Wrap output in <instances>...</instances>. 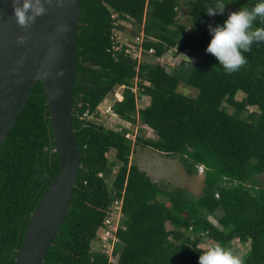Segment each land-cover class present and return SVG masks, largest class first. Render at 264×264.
<instances>
[{"label": "trees", "instance_id": "obj_1", "mask_svg": "<svg viewBox=\"0 0 264 264\" xmlns=\"http://www.w3.org/2000/svg\"><path fill=\"white\" fill-rule=\"evenodd\" d=\"M216 3L81 0L73 116L81 167L63 225L42 264H198L203 244L219 243L234 253L235 240L249 244L243 264H264V43H254L244 54L247 62L230 74L205 51L208 25L222 24L228 13L252 8L257 0H223V15H207ZM182 6H189L191 29L180 21ZM118 18H129L132 33L143 34L144 56L188 50L198 58L191 59L193 65L182 59L170 71L139 61L127 45L115 46ZM253 27H264V20L258 18ZM182 84L197 95L180 91ZM143 96L149 103L138 107ZM107 98L121 119L149 126L156 137L137 135L134 142L127 137L131 129L91 119ZM140 144L177 156L188 175L203 168L202 193L154 181L131 161ZM55 149L39 81L0 148V264H15L31 215L60 171ZM117 202L123 219L116 263L94 245L106 219L119 211ZM218 212L216 224L210 217Z\"/></svg>", "mask_w": 264, "mask_h": 264}, {"label": "water", "instance_id": "obj_2", "mask_svg": "<svg viewBox=\"0 0 264 264\" xmlns=\"http://www.w3.org/2000/svg\"><path fill=\"white\" fill-rule=\"evenodd\" d=\"M45 12L20 27L0 0V148L42 82L60 171L31 215L15 264H42L69 210L81 167L73 127L81 0H42Z\"/></svg>", "mask_w": 264, "mask_h": 264}, {"label": "rangeland", "instance_id": "obj_3", "mask_svg": "<svg viewBox=\"0 0 264 264\" xmlns=\"http://www.w3.org/2000/svg\"><path fill=\"white\" fill-rule=\"evenodd\" d=\"M180 21L187 25L188 29L192 28V22L189 16V6H182L180 11ZM123 34L118 33L117 36L120 35L119 41L128 45L130 52L134 57H136L139 61H148V62H156L160 65L164 66L168 71H170L173 67H175L182 59H197L198 57L192 55L188 50L181 52L180 54H175L174 51L167 52L161 58H153L151 55L146 57L143 55L142 49H140V43L143 41V36L140 34L138 39H136V35L132 33V28H134L132 22H127L124 26ZM191 27V28H190ZM118 31V29H115ZM117 38V37H116ZM135 46V50H134ZM139 48V49H138ZM138 49V51H137ZM137 92V86L134 88ZM179 90L187 93L191 96H196L198 91L190 86H186L182 84L179 87ZM121 93L120 90H118ZM118 98L119 96L116 95ZM243 94L240 93L238 95V99H242ZM113 100L111 98H107L103 101L99 108H98V116H91V119L95 121L103 123L106 127L114 128V129H121L126 127L133 131L130 132L128 135L131 136L133 141L135 142L137 135H141L145 138H154L156 137L155 132L149 126L138 122L136 124H132L128 121L121 119L117 114H115L112 109ZM149 97L143 96L142 98L138 99V107H143L148 105ZM231 110V109H230ZM127 135V136H128ZM110 155H114L113 152ZM132 163H137L140 168L146 171L154 181L162 183L168 189L175 188V187H183L189 190L194 195H199L202 193L203 186H204V174L202 173L201 168L198 174L195 175H188L185 171V168L179 158L177 156H169L166 153H161L156 151L150 147H145L143 145H137L135 147V152L131 156ZM117 171V168H115ZM120 204L117 202L114 206L116 208ZM220 216V212L216 214L215 217L211 216L210 219L214 223H218L216 217ZM168 228L171 229V225H168ZM105 243L97 241L94 245V249H101ZM211 244L209 241L207 244H203L202 246L205 248L207 245ZM234 245V253L242 257L244 252H247L249 248V244H242L238 240L233 242ZM104 250L111 253V247L107 245L103 247ZM110 256V255H109ZM110 259L111 256H110Z\"/></svg>", "mask_w": 264, "mask_h": 264}, {"label": "clouds", "instance_id": "obj_4", "mask_svg": "<svg viewBox=\"0 0 264 264\" xmlns=\"http://www.w3.org/2000/svg\"><path fill=\"white\" fill-rule=\"evenodd\" d=\"M225 8L226 5L223 0H217L215 6L209 7L205 12L209 16L223 15ZM12 9L17 24L22 28L27 27L31 22H34L36 17L45 12L42 0H12ZM258 18L264 20V0H257V3L252 8L240 7L238 10L228 13L222 24L208 25L211 39L205 51L211 54L218 61V65L222 66L227 73L230 74L239 70L247 62V57L244 54L251 50V46L254 43L257 45L264 43V27H253L254 22ZM127 22L133 23L129 18H118L115 22L116 27L113 30V36L117 43L115 44L116 48L125 44L116 37L118 33H124L122 32L124 29H120L118 26L124 27ZM115 29H118V31ZM139 36L137 35L136 39ZM139 48L143 52L142 43H140ZM134 49H136L135 46ZM129 53H131L130 50ZM188 59L193 65L192 60ZM122 88L120 87L116 91H121ZM116 95L115 92V97ZM119 204L121 205V203ZM197 250H200L198 264H243V260L239 255L219 243H212L203 249Z\"/></svg>", "mask_w": 264, "mask_h": 264}, {"label": "built area", "instance_id": "obj_5", "mask_svg": "<svg viewBox=\"0 0 264 264\" xmlns=\"http://www.w3.org/2000/svg\"><path fill=\"white\" fill-rule=\"evenodd\" d=\"M119 37L120 36H117V39H119ZM116 94H117V96H120V93L118 91H116ZM127 137L131 138V136H129V135ZM115 209L116 210L118 209L119 211L113 212L112 216L108 217L106 219L107 228L103 229V232L101 233V236H100L101 237L100 242L105 243L103 245V247L104 246L106 247L107 245H109L111 247V253L108 252V254L112 258L110 260L117 262L118 256L114 255V247H115L116 242L119 241V238L117 237L116 233H117V230L121 226V223H122L121 205L117 206ZM103 247H102V250H103Z\"/></svg>", "mask_w": 264, "mask_h": 264}]
</instances>
